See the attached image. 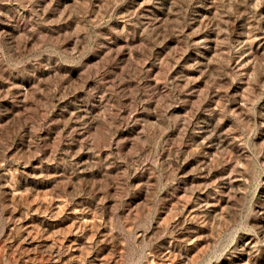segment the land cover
Returning a JSON list of instances; mask_svg holds the SVG:
<instances>
[{
    "label": "rangeland",
    "instance_id": "rangeland-1",
    "mask_svg": "<svg viewBox=\"0 0 264 264\" xmlns=\"http://www.w3.org/2000/svg\"><path fill=\"white\" fill-rule=\"evenodd\" d=\"M0 264H264V0H0Z\"/></svg>",
    "mask_w": 264,
    "mask_h": 264
}]
</instances>
